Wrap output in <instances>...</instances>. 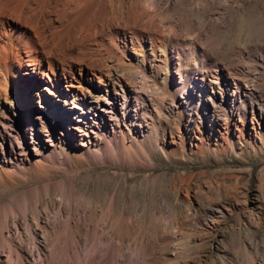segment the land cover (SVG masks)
Masks as SVG:
<instances>
[{
    "label": "rangeland",
    "instance_id": "rangeland-1",
    "mask_svg": "<svg viewBox=\"0 0 264 264\" xmlns=\"http://www.w3.org/2000/svg\"><path fill=\"white\" fill-rule=\"evenodd\" d=\"M98 5L104 16L94 25L104 21L99 28L109 31L94 37L93 69L83 59H75L82 65L74 76L63 69L46 75L25 64L14 68L24 96L0 103V155L15 158L12 147L20 146L32 156L42 147L49 156L53 140L78 148L81 134L90 131L93 149L105 161L77 173L53 171V180L68 179L74 190L64 196L42 192L37 212L52 205L53 227L63 203V219H74L73 245L79 239L101 242L92 264H264V0ZM116 46L124 70L116 66ZM90 77L94 95L78 92L80 114L65 115L72 102L60 98H73L77 90L69 80ZM52 83L55 95L45 89ZM90 103L92 109L84 107ZM47 108L65 124L45 117ZM120 129L127 133L131 161L119 153ZM112 138L119 146L109 158ZM17 158L30 168L31 157ZM27 178L0 189V203L46 182L33 173ZM12 223L9 235L15 234Z\"/></svg>",
    "mask_w": 264,
    "mask_h": 264
},
{
    "label": "bare ground",
    "instance_id": "bare-ground-1",
    "mask_svg": "<svg viewBox=\"0 0 264 264\" xmlns=\"http://www.w3.org/2000/svg\"><path fill=\"white\" fill-rule=\"evenodd\" d=\"M98 2L99 0H0V103L2 101H17L24 96L14 75L16 74L14 68H18L20 65L25 64L33 72H44L46 75H48L46 72L56 75L59 69H63L64 72L74 76L76 66L80 67L86 61H90L91 66H89L94 68V39H96L94 37L109 31L108 27L99 28L101 25H106L104 21H101V18L99 21L103 23L99 27L94 25V18L103 15L102 11L101 14L98 12L101 6L98 5ZM95 13L97 14L94 16ZM150 18L152 17L150 16ZM109 29L111 30V28ZM84 35H88L86 37L91 40L93 45L92 43L88 46L86 43L83 44ZM113 50V53L118 56L117 58L114 54L118 62L116 66L124 70L126 65L123 64L122 53L118 47ZM69 59H73V61H69ZM75 59H83L82 64H79L81 61L76 62ZM50 76H48L49 79ZM166 78L168 79V77ZM93 81L94 78L91 77L88 82L84 79L77 80V78L69 80V86L77 90L71 91L74 95L73 98H60L65 105L68 104V101L72 102V105L67 106L66 110L68 111L65 115H70V112L72 114L74 111L75 115L80 114L77 111L80 110L79 103L75 102L80 98L78 92H88L94 95V89H91ZM56 85V83H52L45 89L51 95H55L58 90ZM101 101L107 105L110 104L105 100ZM92 104L84 107L92 109L94 107ZM111 108H116L115 102ZM47 109L44 112L45 117L54 118L65 124L64 119H61L54 109ZM80 116L86 119L88 112H84ZM105 134L107 135V133ZM126 134L124 130L120 129V135L123 136L120 139L119 153L124 162L133 159ZM116 141V138H112L108 142L106 150L109 158H111L112 152L114 154L118 152L119 145L116 144ZM77 143L76 145H81V148H76L71 143L58 144L53 140V148L49 152V156L46 155V151L42 150L41 144H39L41 148H35L36 154L34 153L33 156L30 155L31 151L28 153L24 148L21 150L20 146L19 148L12 147V154L15 158L9 157L5 151L0 155V189L28 182L27 177L30 173L38 178L46 179L43 185L20 192L8 203H0V264H13V262L15 264H92L91 260L93 261L92 258L97 253L101 242L98 244L97 240L91 243L88 239H79L76 245H73L74 238H77L73 226L74 219L71 214L63 219V203L56 210L53 227L49 224L50 219L48 218L52 205L46 204V206H42L43 210L37 212L40 208L37 198L42 192L59 191L64 196L66 193L72 195L74 190L72 183H68V179L53 180L51 177L53 171L71 169L73 173H77L87 164L99 165L105 161L101 151L93 149L90 131L81 134ZM19 153L31 157L30 168L24 164L23 160L17 158ZM112 207L113 201L109 211H112ZM12 221V229L15 234L9 235L11 233L7 229ZM60 222H63L65 228L60 227ZM92 228L91 225L85 227L87 231ZM50 235L53 238H50ZM41 236L43 241H40ZM23 238H26L31 244L29 250L22 245ZM25 241L23 242L26 243ZM42 243H45L43 248ZM35 257L39 259L38 263L37 258L34 259ZM54 260L56 261L54 262Z\"/></svg>",
    "mask_w": 264,
    "mask_h": 264
}]
</instances>
